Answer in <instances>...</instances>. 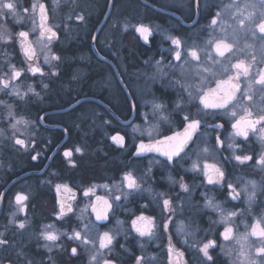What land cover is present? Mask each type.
<instances>
[{"label": "flooded vegetation", "instance_id": "af4514ba", "mask_svg": "<svg viewBox=\"0 0 264 264\" xmlns=\"http://www.w3.org/2000/svg\"><path fill=\"white\" fill-rule=\"evenodd\" d=\"M4 2L16 6V15L7 9L0 15V81L8 85L0 83V240L6 241L0 264H137V258L140 264H264L257 253L264 238L251 235L258 221L264 227V165L258 163L264 123L247 138L232 127L243 108L252 119L264 115V86L255 83L264 70L260 0ZM40 4L46 27L56 33L50 40V33L40 35ZM125 19L135 25L131 44L121 37ZM140 26L149 33L137 31ZM221 40L233 45L224 57L215 50ZM29 46L31 59L24 53ZM239 60L251 66L239 81V105L205 109L200 97L234 75ZM82 99L89 100L77 104ZM192 119L200 126L178 156L140 151L141 143L183 133ZM134 124L129 146L126 131ZM13 127L18 134L11 137ZM116 134L124 137L123 148L112 145ZM236 156L251 159L241 163ZM129 174L136 181L131 189ZM17 195L26 199L18 204ZM97 212L107 219L98 220ZM133 221L151 235L141 236ZM226 228L232 229L227 240ZM46 233L58 239L49 241ZM104 233L112 243L101 248ZM209 241H215L211 260L200 251Z\"/></svg>", "mask_w": 264, "mask_h": 264}, {"label": "snow or ice", "instance_id": "6c2138e0", "mask_svg": "<svg viewBox=\"0 0 264 264\" xmlns=\"http://www.w3.org/2000/svg\"><path fill=\"white\" fill-rule=\"evenodd\" d=\"M260 4L262 6H264V0H260ZM246 7H247V5H246ZM252 7L255 8L256 5L253 4ZM15 8H16V6L13 3H11V2L5 3L4 0H0V15H3L4 9H7L13 15H16ZM35 8H36V5L33 4V6H32L33 12H35ZM39 8H40V28H41L40 35H41V37H43L45 32L50 33V35L48 36V39L50 40L53 36L56 35V33L53 32L50 27H46L47 17L45 15V6L43 4H40ZM24 11L27 12L28 9H24ZM217 15H219V14H217ZM252 15L253 14L250 12L248 14V16L246 17V19L251 20ZM261 15L264 16V12H262ZM216 23H217V20L213 19L212 24H216ZM243 23H244V21L241 20L240 24L243 25ZM256 27L258 28L259 32L262 34L261 39H264V19H262L256 25ZM137 31H139L141 34L149 33V29L146 28L145 26L138 27ZM19 36L26 40L28 33L22 31L19 33ZM253 36H255L254 32H253ZM145 39H147L146 36H145ZM172 42H173V44H175L177 46V48H179V46H180V40L179 39H173ZM215 50H216V54L219 57H224L226 53H230L233 51V45L221 40L215 44ZM24 53L26 56H28L29 59H31L32 55L34 54L33 50L31 49L30 46L24 49ZM190 54L193 57V59H198V55H197L196 51H192ZM176 59L177 60L180 59V52L179 51L176 52ZM253 59H255V57H253ZM232 68L235 69L234 75H229L226 80L217 81L216 89H209V93H205L204 95H202L200 97V103L204 106L205 109H208V108L225 109L230 104L232 105L233 109H235L239 105V101L237 99V93L241 92L239 81L241 79V76H243L245 78H247L249 76L251 66L249 64H246L244 60H239L238 62H236L235 64L232 65ZM31 71H33L35 73L36 71H39V69L33 68V69H31ZM205 71H207V69H205ZM224 71L227 72L228 69L225 68ZM13 75H14V77H19L21 75V73L19 71H15L13 73ZM0 83H2L4 85V87L8 86L7 82H5V81H0ZM255 83L258 85L264 86V70L259 71L258 78L255 79ZM251 86L252 85L250 82L249 83V89H251ZM209 94L213 95V99L211 101L209 100ZM243 95L246 96L247 99H249V100L252 99V97L250 95H248L247 92H244ZM234 101L236 103H233ZM157 107H159V106H157ZM243 112H244V115L240 116V118L238 120H236V122L232 125V127L236 130L235 135L244 136L245 138H247L248 131L250 129L254 131L256 129L257 124L264 123V115L259 116L258 119H252L251 118L252 113L250 111H248L247 108H243ZM231 115L235 117L237 115V112L235 110H233L231 112ZM184 119L188 120L189 118L187 116H185ZM199 126H200V121L198 119H192L187 124V126L185 127L183 133H177L174 136L165 137L164 140L157 141L155 145H152V144L145 145V144L141 143L139 146V149H140V151H160L162 155L167 156L168 159L171 160L173 156H178L180 154V152L183 151L185 145L187 144V142L189 140H191L193 134L199 128ZM113 140L118 141L120 143L123 142L122 137H113ZM217 142L221 143L219 138H217ZM17 143L23 144V141L17 140ZM161 145H168V147L167 148H161ZM229 147H231V145H229ZM77 151H79V149H77ZM205 151H207V149H205ZM70 155H71L70 152H65V156H70ZM33 159H35V157H33ZM235 159L240 161L241 163H243L244 161L251 159V157H249V156H243V157L236 156ZM258 163H260L261 165H264V157H262L258 161ZM209 167H214V166H209L207 164L205 165V169H208ZM214 171L217 173L219 178H221V179L223 178V175H224L223 172H221L219 169H214ZM206 174H207V172H206ZM125 179L128 181V187L130 189L136 187V181H135V179L132 178V176L130 174L128 176H126ZM208 182L214 183L217 181H214L212 176H209ZM253 187H255V185H253ZM57 190H59V186L57 187ZM88 194L89 193L87 191L84 193L85 196H87ZM24 199H26V197H23L20 195H17V197H16V201L18 204H21ZM105 203L107 204V202H105ZM168 204H169V201L165 200L164 205L166 208H167ZM61 207L63 208V206H61ZM108 207H110V205H108ZM21 210H23V209H21ZM70 210L71 209H69V211ZM94 211H95V209H94ZM230 215H235V213H231ZM97 219L98 220L107 219V216H106V214H102L100 212H97ZM138 219L145 220L146 218L141 216ZM150 223H151V221H149V224ZM19 227L24 228V224L21 223L19 225ZM133 227L136 228V231L141 236L151 235V229L150 228L137 227L136 221H133ZM231 232H232L231 228L225 229V231L223 233L225 240L230 238ZM251 235L258 236L260 238H264V227L261 226L259 221L256 223V225L253 226ZM75 238L76 239L81 238L79 232H77L75 234ZM45 239H47L49 241H55L56 239H58V237L54 233H46ZM83 242L85 244L89 243V241L87 239H85ZM4 243H6V241L0 240V244H4ZM111 243H112V237L108 233H104V236L100 240V247L106 248ZM211 247H215V241H209L208 243H205L203 245V247L200 249V251L204 254V256L209 260L212 259V257L209 255V251H208L209 248H211ZM76 251H77L76 248L72 249L73 254H75ZM169 252L171 254V252H172L171 247L169 248ZM257 253L258 254H264V247L258 248ZM93 259H95V257H93ZM141 259L142 258H137V264H140ZM105 264H109V262L105 261Z\"/></svg>", "mask_w": 264, "mask_h": 264}, {"label": "rangeland", "instance_id": "374dc122", "mask_svg": "<svg viewBox=\"0 0 264 264\" xmlns=\"http://www.w3.org/2000/svg\"><path fill=\"white\" fill-rule=\"evenodd\" d=\"M131 19H125L124 20V23H123V33L121 34V37L124 39L123 41L125 42V43H129V44H131V43H133V42H135V38L134 37H132V35L131 34H129L130 32H128V31H131V29L135 26L134 24H132L131 23V21H130ZM135 28V27H134ZM131 74L130 75H128V74H125V77L126 78H129V79H131ZM128 79V80H129ZM130 81V80H129ZM131 83V82H130ZM30 92H31V90H30V87L28 88V93H29V95H31L30 94ZM17 129L15 128V127H13V129H12V133H11V137H14V133H16V134H18V131H16ZM128 134H127V137H128V144H129V146H132L133 145V143H134V137H135V124L134 125H132L130 128H128L127 129V131H126ZM9 140V139H8ZM9 142H10V140H9ZM8 142V143H9ZM7 143V144H8ZM79 149V148H78ZM118 149V148H117ZM108 151H109V149H108ZM82 152V151H81ZM81 152H79V153H81Z\"/></svg>", "mask_w": 264, "mask_h": 264}, {"label": "water", "instance_id": "95a60500", "mask_svg": "<svg viewBox=\"0 0 264 264\" xmlns=\"http://www.w3.org/2000/svg\"><path fill=\"white\" fill-rule=\"evenodd\" d=\"M88 100L89 99H82L79 102H77V104L82 102V101H88ZM113 137H122L123 138V142L120 143L118 141H115V140H113ZM113 137L111 138V143H112L113 146H115L116 148H123L125 146V139H124V137L121 134H116Z\"/></svg>", "mask_w": 264, "mask_h": 264}]
</instances>
